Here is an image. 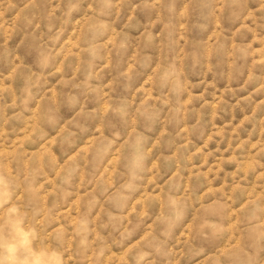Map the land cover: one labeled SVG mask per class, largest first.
Here are the masks:
<instances>
[{
    "label": "rangeland",
    "instance_id": "1",
    "mask_svg": "<svg viewBox=\"0 0 264 264\" xmlns=\"http://www.w3.org/2000/svg\"><path fill=\"white\" fill-rule=\"evenodd\" d=\"M0 196L62 264H264V0H0Z\"/></svg>",
    "mask_w": 264,
    "mask_h": 264
},
{
    "label": "clouds",
    "instance_id": "2",
    "mask_svg": "<svg viewBox=\"0 0 264 264\" xmlns=\"http://www.w3.org/2000/svg\"><path fill=\"white\" fill-rule=\"evenodd\" d=\"M8 203L0 196V208ZM39 234L25 225L19 207H7L0 221V264H62L60 253L37 243Z\"/></svg>",
    "mask_w": 264,
    "mask_h": 264
}]
</instances>
